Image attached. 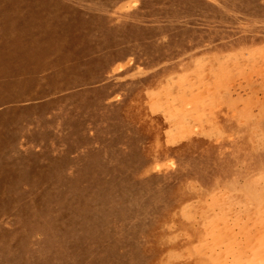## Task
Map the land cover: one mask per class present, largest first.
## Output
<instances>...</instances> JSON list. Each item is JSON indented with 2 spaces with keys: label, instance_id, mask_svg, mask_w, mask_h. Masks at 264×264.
I'll return each mask as SVG.
<instances>
[{
  "label": "rangeland",
  "instance_id": "obj_1",
  "mask_svg": "<svg viewBox=\"0 0 264 264\" xmlns=\"http://www.w3.org/2000/svg\"><path fill=\"white\" fill-rule=\"evenodd\" d=\"M0 264H264V0H0Z\"/></svg>",
  "mask_w": 264,
  "mask_h": 264
}]
</instances>
